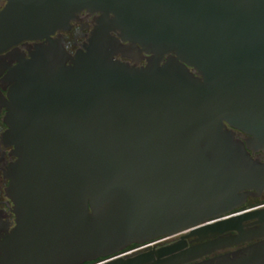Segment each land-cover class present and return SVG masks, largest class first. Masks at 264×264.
<instances>
[{"label":"water","instance_id":"water-1","mask_svg":"<svg viewBox=\"0 0 264 264\" xmlns=\"http://www.w3.org/2000/svg\"><path fill=\"white\" fill-rule=\"evenodd\" d=\"M79 7L103 15L85 53L41 50L12 72L26 143L10 190L14 264H187L261 238L244 227L261 210L233 211L264 192L251 154L264 153V0H9L0 53ZM188 238L216 239L186 249Z\"/></svg>","mask_w":264,"mask_h":264},{"label":"flooded vegetation","instance_id":"flooded-vegetation-1","mask_svg":"<svg viewBox=\"0 0 264 264\" xmlns=\"http://www.w3.org/2000/svg\"><path fill=\"white\" fill-rule=\"evenodd\" d=\"M9 4V0H0V13ZM102 13H94L89 8L79 7L76 11L68 14V23L53 33L45 34L40 39H25L18 45L0 53V264H14L16 250L20 246L22 231L21 217L16 211V205L10 195L13 178L19 163V155L25 147V142L17 134V128L11 117L9 104L10 92L14 87L12 72L20 65L21 60H31L39 51L60 52L71 59H75L80 53H85V46L89 44L96 28L101 22ZM110 15L109 19H113ZM112 36L118 37L116 33ZM124 63L135 65L130 59L118 57ZM70 65V62H68ZM143 61L139 67L145 66ZM43 118V117H41ZM58 119L59 117H45ZM49 119V120H50ZM24 128V126L22 127ZM236 138L245 141L248 135L237 131ZM253 158L264 160L261 150L251 152ZM249 195L246 202L233 212L261 210V224L251 225L252 222L244 224L249 228L261 227V238H255L243 244L221 248L200 259L187 264H264V192L258 194L256 191ZM236 232L227 233L224 237H233ZM185 235H179L169 239H161L148 245L133 244L126 252L133 251L129 255H137L150 251L159 250L169 245L180 242ZM212 238L206 241H196V238H188L186 249L201 246L204 243L215 241ZM261 244V253L251 255L249 250ZM99 259L85 264H98Z\"/></svg>","mask_w":264,"mask_h":264},{"label":"built area","instance_id":"built-area-1","mask_svg":"<svg viewBox=\"0 0 264 264\" xmlns=\"http://www.w3.org/2000/svg\"><path fill=\"white\" fill-rule=\"evenodd\" d=\"M133 251H128L127 253L123 254V255H127V254H131Z\"/></svg>","mask_w":264,"mask_h":264}]
</instances>
